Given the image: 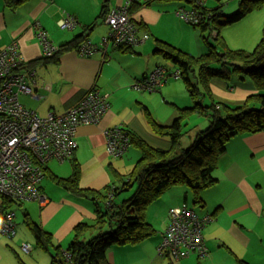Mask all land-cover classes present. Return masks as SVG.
<instances>
[{
    "label": "crops",
    "instance_id": "1",
    "mask_svg": "<svg viewBox=\"0 0 264 264\" xmlns=\"http://www.w3.org/2000/svg\"><path fill=\"white\" fill-rule=\"evenodd\" d=\"M122 2L28 0L17 9H10L4 0H0V50L16 40L25 58L24 69L33 68L37 72L35 82L31 79L26 81L33 95L23 92L19 95L25 108L45 117L50 111L62 113L73 107L93 87L108 94L109 107L100 123L81 125L77 129L78 146L73 160L81 167L82 188L103 189L113 180L112 169L125 174L126 169L130 171L136 163L131 160V164H128L124 159L129 151L119 159L108 154L104 128L123 124L149 143L167 148L169 140L153 132L144 105L164 125H170L180 114L181 108L193 106L194 101L183 79L171 80L157 92L135 89V82L146 77L156 66L174 67L172 62H163L166 59L156 53L158 40L196 56L206 49L200 29L191 27L175 14L179 7L191 8L193 4L190 1L152 0L133 13L134 18L143 25L141 32L150 35L146 43L127 49L110 44L106 53L97 50L90 56L71 50L56 59H43L42 47L32 27L35 19L41 20L49 37L57 45L66 44L80 35L100 45L108 33L105 18H101L104 6L108 5L110 9L112 5ZM238 2L206 0V6L210 10L222 7L226 11V3L238 8L240 0ZM65 13L78 19L79 24L74 29L63 30L59 27L58 21ZM224 37L230 47H239L231 42L232 36L227 34ZM242 81L244 86L233 83L228 88L215 81L212 84L213 96L218 93L232 106L241 104L249 92L255 91L252 81L251 84L248 78ZM205 124L204 119L195 126L203 127ZM72 162L49 160L39 186L40 192L46 196V202L41 204L32 200L22 203L26 206L24 216L28 214L33 222L53 235L56 245L64 248L72 242L77 224L95 221V202L71 194L51 177V174L69 177L73 171ZM214 176L217 181L202 191L201 203H195L193 192L188 187H174L176 189L167 191L159 207L153 206L152 210H158H151V218L146 213L148 222L156 229L155 234L141 243L111 246L108 250L109 261L112 264H239L241 259L249 264H264V131L233 136L228 141L227 150L218 159ZM190 198L193 199V206L190 205ZM183 203L194 207L201 216L209 214L214 217V221L203 229L208 253L204 257L195 253L177 260L159 251L169 223V210ZM32 252L33 246L28 253L32 255ZM53 253L54 250L52 256ZM52 256L48 264H51ZM1 257L0 252V264ZM26 258L28 264H33L29 256ZM22 262L18 261L19 264Z\"/></svg>",
    "mask_w": 264,
    "mask_h": 264
},
{
    "label": "trees",
    "instance_id": "2",
    "mask_svg": "<svg viewBox=\"0 0 264 264\" xmlns=\"http://www.w3.org/2000/svg\"><path fill=\"white\" fill-rule=\"evenodd\" d=\"M4 1L10 9H17L28 0ZM187 1L193 4L192 7L196 6L193 0ZM204 1L203 12L209 16L198 23L191 24L177 14L181 8L186 7H179L175 11L179 18L200 29L206 47L204 53L196 56L164 40H158L156 53L172 62L175 68L181 69L180 79L185 82L189 96L194 101L193 106L181 108L180 114L170 125L159 123L144 105L149 126L159 137H168L169 146H155L124 126L130 138L129 149L136 147L140 151V158L129 172L123 174L112 169L113 180L103 189L82 188V171L79 163L73 160L74 152L68 160L73 161V171L69 177L51 174L53 180L71 194L95 202V221L77 224L72 242L66 248L56 245L50 232L33 222L28 214L25 215V222L32 230L37 246L46 251L54 248L51 264H66L63 249L71 252L74 264H112L108 259L111 246L141 243L155 234L156 229L148 222L146 211L157 198L170 188L184 186L192 190L195 203H201L202 191L217 181L214 171L219 157L227 150L228 141L236 135L264 131V25L261 40L251 51L230 47L221 31L226 24L261 8L264 0H240L238 11L230 16L224 13L222 7L210 10ZM147 4L134 3L131 6V14L140 30H143V25L134 18L133 13ZM109 10L108 5H105L101 18H106ZM87 39L85 35L77 36L61 45L58 54L43 59H56L66 51L76 50ZM117 47L127 49L135 46ZM233 75H238L241 80L249 78L255 90L249 92L246 99L236 106L217 101L212 93L214 79L229 81ZM207 97L210 105L205 104ZM195 113L208 115L210 123L206 129H199L192 144L185 148L182 144L186 133L184 130ZM194 128L197 129L198 125H194ZM44 170L46 172V166ZM123 192L132 194L120 200L118 197ZM22 203L0 194V207L5 210L15 211L13 207ZM88 234L92 235L90 239H86ZM239 264L249 263L240 259Z\"/></svg>",
    "mask_w": 264,
    "mask_h": 264
},
{
    "label": "built area",
    "instance_id": "3",
    "mask_svg": "<svg viewBox=\"0 0 264 264\" xmlns=\"http://www.w3.org/2000/svg\"><path fill=\"white\" fill-rule=\"evenodd\" d=\"M152 0H123L110 8L105 23L108 33L101 44L86 40L76 51L90 56L97 50L107 52L110 44L114 46H138L147 42L149 33H142L133 19L131 6L134 3H149ZM196 6L181 8L177 14L191 24L200 22L209 14L203 12L204 0H193ZM63 30L74 29L78 19L65 13L58 21ZM35 35L42 47L43 57L50 58L60 52L48 34L41 20L32 23ZM25 58L15 40L0 50V194L19 201L37 200L46 202L45 194L39 186L45 176V166L51 159L60 162L70 160L78 146L77 129L81 125L100 123L108 110V94L93 87L79 103L62 113L50 111L40 116L35 110L25 108L19 95L33 91L27 86V79L35 82V69H24ZM180 68L168 69L156 66L146 77L135 82V89L157 92L171 80L180 79ZM108 154L119 158L130 147V138L123 124L103 129ZM214 221L209 214L199 215L194 207L183 203L169 210V223L163 234L159 251L166 252L174 259H183L198 254L207 255L203 229ZM17 232L16 212L0 207V233L13 238ZM26 252L32 250L29 243H23ZM66 264H74L68 249L62 250Z\"/></svg>",
    "mask_w": 264,
    "mask_h": 264
},
{
    "label": "rangeland",
    "instance_id": "4",
    "mask_svg": "<svg viewBox=\"0 0 264 264\" xmlns=\"http://www.w3.org/2000/svg\"><path fill=\"white\" fill-rule=\"evenodd\" d=\"M238 0H237V4H238ZM230 3H226V11L224 9V13L228 16L234 14L235 12L238 11L239 7L233 8L231 6H229ZM263 25H264V3L263 6L258 9H254V11L249 12L245 17H243L240 20H237L233 23L230 24H226L225 27H223V33L224 35L229 34L230 36H232L231 42L233 44H236L239 47H234V48H242L248 51L253 50L256 45L258 44V42L261 40L262 37V33H263ZM192 27V26H191ZM168 28V26H167ZM221 30V31H222ZM199 31V30H198ZM216 34V32H215ZM250 43V44H248ZM248 44V45H247ZM206 50V49H205ZM165 63L171 64L170 61H163ZM168 69H174V67L170 66L168 67ZM215 81H219L218 83L222 85V87L228 88L229 85L231 84H240L241 86L244 83V81H242L238 75H233L232 79L229 81H223L221 79H214L213 83ZM248 83L251 84V80L248 78ZM248 85V84H246ZM214 97L216 100L221 101V102H226L228 103V100L219 95L218 93L214 94ZM205 104L206 105H210L211 102L209 100V97H207L205 99ZM206 120V124L205 126L202 127V125H198V128H194V125L197 123H200L203 120ZM175 120V119H173ZM174 121H172L170 124H172ZM205 123V122H204ZM202 123V124H204ZM210 123V117L208 115H199L198 113H195L194 115H192L191 119L188 120V126L185 128V134L182 138V144L183 147H189L195 136L196 133L199 129L201 128H207L209 126ZM168 139V137H165ZM156 146V145H155ZM140 158V151L136 148V147H132L129 149V152L124 156V159H127L128 164H131V160H134V162H136L138 159ZM133 167H131L132 169ZM130 169V170H131ZM127 170V171H126ZM126 173L129 172L128 169H126ZM48 179V178H47ZM182 186H177L176 188H179ZM176 188H170L169 190L171 191L172 189H176ZM167 190V191H169ZM166 191V192H167ZM164 192L159 198H157L148 208V211H146V213L148 214V217L151 218V212L152 211H156L158 209L153 208V206L155 205V207H159V203H161V199L162 197H165V193ZM131 192H123L118 198H120V200L129 198L131 196ZM164 195V196H163ZM190 205L193 206V199L190 198ZM17 218H16V223H17V235L16 238L11 239L5 235H3L2 233H0V252H1V263L2 264H19L18 261L20 262L21 260L23 262H25L26 264L29 263V261H27L26 256L30 257V261L33 264H48L51 255V252H53L54 248H51V251H46L40 247L37 246L36 244V240H35V236L32 232V230L28 227V225L25 222V216L23 211L25 210L26 206L25 204H19V205H15L14 207ZM152 210V211H151ZM109 229V228H106ZM96 233V232H95ZM74 235V233H73ZM23 237H26L25 239ZM92 237L91 234H88L86 239H90ZM24 242H28L31 243V245L34 248V253L32 252V255H30V253L26 252L23 248L22 245ZM117 245H114V247H116ZM113 247V246H112ZM119 247V245L117 246ZM109 259V256H108Z\"/></svg>",
    "mask_w": 264,
    "mask_h": 264
}]
</instances>
